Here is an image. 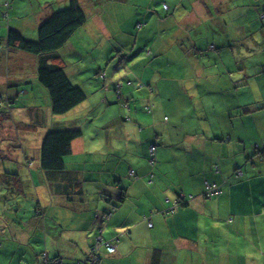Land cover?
Listing matches in <instances>:
<instances>
[{
  "label": "crops",
  "instance_id": "1",
  "mask_svg": "<svg viewBox=\"0 0 264 264\" xmlns=\"http://www.w3.org/2000/svg\"><path fill=\"white\" fill-rule=\"evenodd\" d=\"M21 1L12 0L10 10L17 11L22 6ZM87 1L80 0L82 6L83 2L93 3L92 0ZM198 1L192 3L188 12L191 21H187L186 28L205 23L207 28H212L210 32L223 33L227 39L234 33L231 43L250 41V45H255L259 51L255 66L242 67V56L236 57L228 49L230 42L222 39L218 48L209 45L207 49L215 52L209 68L198 70L197 61L195 67L191 64L187 67L184 61L173 64L176 60L171 59L167 61L168 69H163L161 54L164 49L157 46L159 43L155 38L146 37L144 43H148L151 51L142 61L133 60L128 65L127 75L123 77L126 83L120 82L121 99H118L114 80L119 75L109 76L111 71L107 64L104 70L101 69L106 58L109 63L111 53L104 54L102 60L95 57L99 62L90 65L87 68L90 71L79 66L73 72L69 70L63 54L68 46L74 49L72 38L88 39L86 33L89 29L96 31L113 49V43L107 41L110 35L102 17L88 15L86 24L57 53L69 79L75 76L76 81L72 83L85 93L86 90L93 93L96 99L91 103L86 99L67 114L57 117L60 121L49 127L82 130V136L72 142L71 154L65 161V169L76 174L80 183L71 181L70 185L59 190L50 181L52 177H46L42 172L39 182L46 189L51 188L50 194L71 202L85 198L81 185L83 177L98 184L94 191L100 204L104 202L106 207L100 208L101 211L95 210L90 226L79 220L75 231L81 243H84L82 234L86 233L88 226L94 236L100 234L105 240L112 241L116 252L112 255L102 252L101 264H264V25L262 22L257 24L256 18L240 22L241 12L249 1L245 0L244 5L238 0ZM32 2L42 11L24 16L26 21L22 16L14 17L17 22L11 21L10 26L25 36L26 23L33 16L34 28L29 31V36L35 38L38 25L50 13L49 7L55 10L64 8L68 0ZM84 11L87 12L85 8ZM204 13L209 19L205 22L199 16ZM225 13L238 17L229 22L226 16H221ZM5 21H8L7 17ZM245 29L246 36L241 37V31ZM8 30L0 34L4 36L2 40L0 38L1 106L17 107L15 98L22 95L19 108L30 109L28 114L35 120L43 119L44 114L38 113L41 107L38 97H43L49 110L50 102L46 91H42L37 82V57L29 59L8 47ZM144 30H148L147 27ZM75 49L81 51L78 47ZM156 63L158 70L151 68ZM100 71L105 72L104 79L97 76ZM26 85L30 88H24ZM35 90L38 95H35ZM8 98L11 99L9 105ZM193 102L198 103L199 114L195 115L190 110ZM216 102L221 114L218 118H211L206 108L211 113H219ZM117 103L128 107L129 113L124 110L122 117L116 116L121 108ZM149 104L153 106L152 113L145 115L147 113H142L141 108L143 110ZM113 105L114 108H110ZM98 106L105 114L101 118H98L101 113L94 114ZM82 120L91 124L92 131L87 134L88 145H85L86 135L79 124ZM216 120L215 131L209 127V121L216 123ZM98 132L104 135L105 144L109 146L107 149L105 146L103 150L99 148ZM111 133H115L116 139H107ZM152 144L156 148L154 167L148 163V148ZM111 153L115 158L113 167L109 168L105 163ZM82 157H88V161ZM104 165L105 169L102 168ZM34 167L41 171L39 164ZM214 167L219 168L217 172ZM235 171H239L241 176L236 177ZM84 172L88 175L82 174ZM128 172H134L135 178L129 177ZM206 182L217 184L223 194L204 200L201 194ZM108 187H112L113 197L101 193ZM120 193L124 199L119 202ZM178 201L182 206H176L172 214L166 213ZM110 210V218H103L104 213ZM37 214L42 215L39 209ZM149 223L151 227H148ZM46 225L44 221V227ZM78 241L74 237L69 244ZM92 242L93 238L91 245ZM91 245H88L87 253ZM52 257L60 256L54 254ZM28 264H34V260Z\"/></svg>",
  "mask_w": 264,
  "mask_h": 264
},
{
  "label": "rangeland",
  "instance_id": "2",
  "mask_svg": "<svg viewBox=\"0 0 264 264\" xmlns=\"http://www.w3.org/2000/svg\"><path fill=\"white\" fill-rule=\"evenodd\" d=\"M92 1L93 3L91 4H87L88 1L83 2L84 8L87 10L86 13L91 17L97 16L103 18L110 35L107 41L108 43H113V49L103 41V38H101L96 31L94 32L91 29L86 33L88 39L86 37L82 39L78 37L72 38L71 43L74 49L68 46L65 48V53H63L68 63V68L72 72L76 71L79 66L90 71L87 68L99 62L95 57L102 60L104 54L107 55L111 53L112 57L109 63L106 58V61L103 62V68L101 69L104 70L107 64V69L111 71L109 76L119 75L114 80V83L116 82L115 85L120 82L124 84L126 83V79L123 77L127 75L128 65H131L130 63L133 62V60L142 61L146 52L151 51L148 43H144L146 37L155 38L157 43H159L157 46H161L164 49V52L161 54L163 69H168L169 66L167 65V61H171V59L176 60L173 64H177L178 61H184L187 67H190L189 64L194 66L195 61H197L199 66L198 70L203 67L209 68L215 52H209L207 49H209V45H215L216 48H218L220 43L219 40L222 39H226L227 42H230V48L228 49H230L236 57L242 56V67L255 66L259 51L258 47L250 45V41L247 43L245 41H242V43H231L230 39L235 38L234 33L227 39L223 33L210 32L212 28H207L205 23L199 26L186 28L188 24L187 21H191L188 12L191 9L192 2H197L198 0ZM238 1L241 5L245 4V0ZM10 4L12 6V0H0V34L7 32L8 29L14 30L15 28L10 26V24L11 21L17 22L16 18L20 16L24 17L33 11L35 13L42 11L32 0L21 1L22 6L17 8V11L14 9L10 10ZM163 4L169 7L168 12L163 10ZM89 5L92 6L89 7ZM245 9L241 14L247 12L249 15L246 16L244 20L249 21L252 20V18H256L257 24H261L262 21L255 17L256 13L254 11L249 10L248 7H245ZM167 15H169L168 18ZM235 15H237V13H235ZM6 16L8 17L7 22L5 21ZM221 16H226L229 22L234 21V19L238 17H233L228 13L222 14ZM218 17L216 18L217 20ZM32 18L33 16L30 22L26 23L27 27L25 32L27 35H23L26 40L31 41L36 39V36L35 38H30L29 36V31L34 28V20ZM26 19L27 17H24L22 20L26 21ZM146 21H150V23ZM203 21L205 22V20ZM138 24L139 26H137ZM242 25L246 27L245 23ZM146 27L148 30H144ZM189 29L193 30L189 31ZM252 29L255 28L252 27ZM207 32L210 33L207 34ZM246 32V29L242 30L241 37L246 36ZM146 33H148V35H146ZM0 38L2 40L4 36L0 35ZM76 47L81 51H76ZM18 52L24 54L29 59L34 57V55L29 53ZM208 52L209 62H207ZM78 58L81 59L79 62H76ZM259 61H263V59ZM151 68L158 70V64H154ZM197 77L201 79V76L197 75ZM71 78L72 82L76 81L75 76H71ZM114 83L111 84V89ZM99 85H102L100 81ZM1 88H3L2 85H0V89ZM24 88H30V86L26 85ZM39 88L45 91L40 86ZM113 90L114 89H112V91ZM34 93L38 95L37 90H35ZM2 96L4 97V95ZM86 96L88 103L94 102L96 99L95 95L87 90ZM38 98V103L41 106L38 108V113L41 112L44 114L43 119L35 120L28 114L30 109L19 108V101L23 100L22 95L18 98L16 96L15 98V100H18L17 107L10 108L9 110L0 109V244H2L0 245V264H28L32 260H34V264H39L38 255L41 252H46L50 257L54 254L58 255L64 259L66 264H74L77 261H83L87 254L86 250L88 245H91L92 238H94L93 231L89 229V226L93 224V214L95 210L97 211L100 208L105 209L106 207L104 202L100 204L98 195H96L94 191L98 184L90 180L87 181V177H83L84 182H81L82 190L86 195L84 200L79 202L65 201L64 197L50 194L51 188L46 189L44 186H41L39 182L41 171H36L34 167L39 164L41 139L44 133L48 131L49 127L60 120L56 119L59 116L51 113L49 107L43 102V97ZM205 99L209 101V99ZM10 102L11 99L8 98L7 104L9 105ZM21 105H24L23 107L26 106V104ZM117 105L121 108L116 116L122 117L125 114L124 110L129 113L128 107L124 108V105L121 103H117ZM114 106L115 105L110 108H114ZM174 106H176L175 103ZM216 108L219 110V113H211V111L206 108L211 118H216V116L218 118L221 114V109L217 105V102ZM190 110L195 115L199 114L200 108L198 103L193 102ZM141 111L144 113L142 108ZM97 113H101L98 114V118L105 115L101 106H98L96 111H94L95 115ZM6 115L8 116L5 117ZM102 120L103 119L99 122ZM16 123H20L22 126ZM79 124L86 135V139L84 138L85 145H88L90 143L87 134L92 131L91 124L85 120L80 121ZM216 124H218L217 120L216 123H210L209 121V127L213 128L215 131L216 128L214 126H216ZM133 125L135 124L133 123ZM20 137L22 140L19 139ZM96 137L99 139L100 149L103 150L104 146L106 149L109 147L105 144L102 132L96 133ZM107 139H116L115 133L109 134ZM13 156L15 157L14 159ZM22 156H27V159L31 160V162L30 160L28 161L30 166L23 165V162L26 161L21 160ZM128 157L129 156H124L123 158ZM114 158L115 155L111 153L105 165L112 168ZM67 159L66 157V160ZM81 159L88 161V157H82ZM87 161H85L86 164H88ZM105 165L102 166V168L105 169ZM66 168L69 169V166L67 165ZM82 174L88 175L86 172ZM10 175L15 176L13 177ZM104 175L105 172L102 176ZM17 177H19V181L16 180ZM15 181H17L18 187L12 186V182ZM206 185L209 186L205 190ZM205 187L201 194L204 200L213 198L209 196L211 193L210 188H219L217 184L207 182L205 183ZM106 189V191H101V193L107 197H113L111 194L112 187ZM38 209L41 211L42 215L37 214ZM79 220L89 225L86 233L82 234L84 243L78 241L79 236L78 233H76L77 231H75V225ZM44 221L47 222L46 227H44ZM95 226H98V224ZM74 237L77 238L78 243H74L73 245L69 244V240ZM35 257H37V260H35Z\"/></svg>",
  "mask_w": 264,
  "mask_h": 264
},
{
  "label": "trees",
  "instance_id": "3",
  "mask_svg": "<svg viewBox=\"0 0 264 264\" xmlns=\"http://www.w3.org/2000/svg\"><path fill=\"white\" fill-rule=\"evenodd\" d=\"M246 1H249V3L245 7H248L249 10L254 11L256 13L255 17L262 21V24L264 25V0ZM84 7V3L82 6L80 0H68V4L66 7L57 10L52 9V7H49L50 13L40 22L39 26L37 27L36 39L32 41L26 40L23 35L16 30H8V47L12 48L13 50L29 53L37 57V82L46 91L50 102V111L53 115L56 116H62L67 114L73 108L83 103L87 98L85 91L80 86L73 84L72 81L69 79L68 75L65 72L62 60L59 58V56H57L58 51L64 48L68 41L71 39V37L74 35V33L78 29L83 27L88 21L89 17L86 11H84ZM163 10L168 12V7L166 4H163ZM201 15H199L200 19H203L205 21L209 20L207 19V13ZM248 15L249 13L243 12L240 17V22L242 23L243 21H245L244 18ZM137 26H139V24ZM262 27L263 26L261 25V28ZM146 54H149V52H147ZM97 76L100 79H104L105 72L100 71L99 73H97ZM120 87L121 84L118 83L116 84L114 90L116 91L115 94L118 99H121ZM0 109L9 110L8 107H2L1 103ZM152 110L153 106L150 104L143 108V111L147 114L152 113ZM7 116L8 115H6L5 117ZM81 136L82 131L78 128L53 127L52 129H48V131L44 134L41 139V144L39 148V166L41 172L46 177L49 175L50 178L51 176L52 179L50 181L54 182L59 190H62V188L66 187L67 185H70L69 183L71 181H76L77 178H79L75 177L76 174L65 169V161L66 157L71 154L72 142L80 138ZM14 158L15 157L13 156V159ZM21 160L26 161L23 162L24 166L30 165L27 156H22ZM155 161L156 152L154 161L151 164L148 152V163L150 167H154L153 165ZM234 175L236 177L241 176L239 175V171H235ZM10 176L14 177L15 175ZM128 176L132 178L133 176H135V174H131L130 172H128ZM16 180L19 181V177H17ZM17 181L12 182V186L18 187ZM78 183H80L79 179L75 184ZM222 194L223 192L221 190V193L219 195L214 196L213 198H218ZM123 199L124 195L120 193L118 201L120 202ZM176 206H178L179 208V206H182V203L178 201ZM111 211L112 210L107 213H104L103 218H105V216L109 213L111 216ZM102 252L107 253L104 249H100L98 251V259L96 264H101ZM88 254L89 251L86 254L85 259L83 261H80L79 264H86L85 262L88 258ZM107 254L112 255L114 253Z\"/></svg>",
  "mask_w": 264,
  "mask_h": 264
},
{
  "label": "built area",
  "instance_id": "4",
  "mask_svg": "<svg viewBox=\"0 0 264 264\" xmlns=\"http://www.w3.org/2000/svg\"><path fill=\"white\" fill-rule=\"evenodd\" d=\"M149 156H150V164L154 161L155 157V148L153 146H149L148 149ZM214 171L217 172V167H214ZM131 174H134L133 172H130ZM240 174V172H239ZM209 185H206V188ZM211 193L209 194L210 197H214L216 195H219L221 193L220 187L219 188H210ZM176 209V204L174 207L168 209L166 213L172 214ZM110 217V213L105 216V219H108ZM151 223H149L148 227H151ZM100 249H104L107 253L112 254L116 252L115 245L112 243V241L105 240L102 238L100 234H97L93 239V244L91 249L89 250L88 258L86 260V264H96L98 259V251ZM43 264H64L63 260L59 257H55L51 260H44ZM79 264V263H77Z\"/></svg>",
  "mask_w": 264,
  "mask_h": 264
},
{
  "label": "bare ground",
  "instance_id": "5",
  "mask_svg": "<svg viewBox=\"0 0 264 264\" xmlns=\"http://www.w3.org/2000/svg\"><path fill=\"white\" fill-rule=\"evenodd\" d=\"M151 146H153L154 148H155V146L154 145H151ZM155 152H156V148H155ZM92 244H93V242H92ZM39 259H38V261H39V264H43V262H44V260H51V259H53V258H55V257H50V256H48V254L46 253V252H42V253H40L39 254V257H38ZM60 258V257H59ZM64 262V261H63ZM80 261H77V262H75L74 264H77V263H79ZM64 264H66V263H64Z\"/></svg>",
  "mask_w": 264,
  "mask_h": 264
},
{
  "label": "clouds",
  "instance_id": "6",
  "mask_svg": "<svg viewBox=\"0 0 264 264\" xmlns=\"http://www.w3.org/2000/svg\"><path fill=\"white\" fill-rule=\"evenodd\" d=\"M95 237V236H94ZM94 239V238H93ZM104 239V238H103Z\"/></svg>",
  "mask_w": 264,
  "mask_h": 264
}]
</instances>
